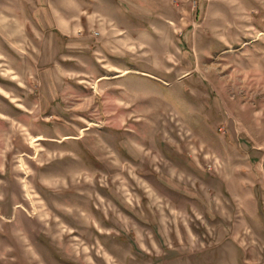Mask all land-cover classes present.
Returning <instances> with one entry per match:
<instances>
[{"label":"rangeland","instance_id":"obj_1","mask_svg":"<svg viewBox=\"0 0 264 264\" xmlns=\"http://www.w3.org/2000/svg\"><path fill=\"white\" fill-rule=\"evenodd\" d=\"M0 264H264V0H0Z\"/></svg>","mask_w":264,"mask_h":264}]
</instances>
